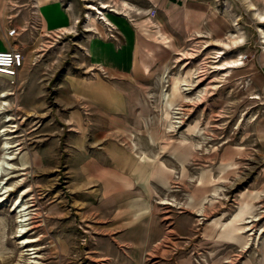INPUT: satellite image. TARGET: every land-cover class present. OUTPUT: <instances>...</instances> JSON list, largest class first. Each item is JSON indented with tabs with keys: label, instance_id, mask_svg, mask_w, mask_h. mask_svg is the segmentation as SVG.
Segmentation results:
<instances>
[{
	"label": "rangeland",
	"instance_id": "374dc122",
	"mask_svg": "<svg viewBox=\"0 0 264 264\" xmlns=\"http://www.w3.org/2000/svg\"><path fill=\"white\" fill-rule=\"evenodd\" d=\"M42 2L0 0L25 58L12 86L0 78L14 155L0 264H264V0H109L90 22L87 1ZM216 51L242 64L216 69ZM135 156L169 186L144 171L155 192L138 188Z\"/></svg>",
	"mask_w": 264,
	"mask_h": 264
},
{
	"label": "bare ground",
	"instance_id": "6f19581e",
	"mask_svg": "<svg viewBox=\"0 0 264 264\" xmlns=\"http://www.w3.org/2000/svg\"><path fill=\"white\" fill-rule=\"evenodd\" d=\"M82 1H87V3L89 2V0H82ZM93 1H96V3L91 1L88 3V5H85V8L87 9L86 15H84L85 19L88 22H90L93 17H96L98 19L107 20V17L104 13V10L107 7H109L110 5H108L107 3L103 2V1H99V0H93ZM98 3H99V5H98ZM122 4L125 8L130 9V7L127 5L126 2L122 1ZM115 9L111 7L110 10L115 11ZM250 9L255 10V7L251 6ZM255 16L258 18L259 22L264 21V12L263 13L255 12ZM105 24L108 26H111V23L109 21H106ZM90 25L91 24H88L87 25L88 27L85 30H89V31L93 30V28H92L93 26L91 27ZM61 29L63 30V32H66V33L71 32L70 29L66 28V27L61 28ZM199 36H202V35H199ZM229 39L231 40L232 43H235L238 45L243 40L242 34H239V33H238V35H231L230 34ZM221 44L224 47L228 48V42L222 41ZM223 53L224 52L216 51L213 54L214 55L213 58H215L214 62H216V64H217L214 66L216 69L225 70L227 68H233V67L238 66L239 64H242V62H240L241 58L239 59L237 57V58L226 59V56L222 57ZM159 80H160L161 84L164 83L165 75H162L161 77H159ZM187 84H189V83H187ZM9 85L12 86L11 84H9ZM182 85H186V84L183 83ZM187 88H189V87H184L182 90L187 89ZM7 95H10V92L7 90L0 94V123L3 124V127L0 129V202L4 201L6 199L5 196L8 193V191L13 189V183L11 182L12 184L8 185V182H7L12 177V171H13L12 170L13 166H12V163L10 161L12 158H14V155L10 151L11 150L10 148L12 147V145L8 141L9 140L8 134L13 132V130L9 128L12 126H9L6 124L12 118H10L8 116L6 117L5 115H2L3 114L2 112L5 108V106L7 107V105H8L7 101H5V99H4ZM166 98H167V94L165 93V89L162 88L161 92H160V101L166 100ZM184 98L187 99L186 96H184ZM253 98H257V96H253ZM196 149H197V147H196ZM26 191L27 190L21 191V193L18 195V199L16 200V202L13 205V211L15 212V223H16V235L15 236H19L22 238V240L20 241V245H19V247L21 248V251H22L21 255L29 254L27 250H30V249L25 248L26 245H23L26 242H28L29 239L23 237V235H22L27 230L26 224H27V220L30 218L28 216V214H29L28 211H26V208L28 206H26L24 204V202L22 201V197H21V195ZM161 203H168V202L167 201H161ZM252 218L253 219H251V220H247V222L258 219L257 217H252ZM250 229L251 228L246 226V227H244L243 231L250 230ZM31 262H33V261H31Z\"/></svg>",
	"mask_w": 264,
	"mask_h": 264
},
{
	"label": "crops",
	"instance_id": "0c3cea01",
	"mask_svg": "<svg viewBox=\"0 0 264 264\" xmlns=\"http://www.w3.org/2000/svg\"><path fill=\"white\" fill-rule=\"evenodd\" d=\"M106 3V1L109 0H100ZM146 1L147 3L152 4L153 2H156V0H143ZM184 0H167V6H169L170 8H175V7H179L183 4ZM42 5H46L47 4V0H43V2L41 3ZM166 5V4H165ZM58 8V7H57ZM55 9L56 10V15L53 16L51 22L53 26H66L68 23V20L65 16H61L59 17V12L61 11L60 9ZM56 16V17H55ZM6 34H0V50H5L7 48L10 47V42L7 41L5 39ZM122 85V84H121ZM120 85V87H121ZM118 85L116 84V87ZM122 89V87L120 88ZM146 154V153H145ZM134 155V154H133ZM136 158V156H135ZM137 161V169L136 172H134L133 174V181L135 182L136 186L138 188H141L142 190H147V191H153L155 192L153 189L149 186V181L148 179L152 182L151 184H156L157 187H162V188H167L169 186V181H168V177H169V169L167 168H163L165 167L164 164H160L161 166H159L157 169L154 167L151 169V171H149V168H146L145 170L140 168L142 165H148V162H151V158L150 157H139L135 159ZM160 163V162H159ZM144 171L146 174V177H148V179L146 177H144ZM132 183V182H131ZM167 184V186H165ZM144 202V201H141ZM144 205V204H143ZM145 209L148 206V203H145Z\"/></svg>",
	"mask_w": 264,
	"mask_h": 264
},
{
	"label": "built area",
	"instance_id": "2783aa9c",
	"mask_svg": "<svg viewBox=\"0 0 264 264\" xmlns=\"http://www.w3.org/2000/svg\"><path fill=\"white\" fill-rule=\"evenodd\" d=\"M18 35L15 27L7 30L6 36L13 38ZM24 55L22 51L10 45L5 50H0V78L5 79L9 84H14L20 70L24 65Z\"/></svg>",
	"mask_w": 264,
	"mask_h": 264
}]
</instances>
